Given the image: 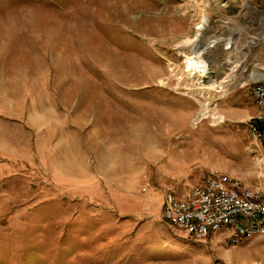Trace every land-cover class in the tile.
<instances>
[{"label":"rangeland","instance_id":"rangeland-1","mask_svg":"<svg viewBox=\"0 0 264 264\" xmlns=\"http://www.w3.org/2000/svg\"><path fill=\"white\" fill-rule=\"evenodd\" d=\"M243 3L0 0V264H264V235L162 217L166 187L213 171L264 184V20ZM204 11L224 39L200 76L183 42Z\"/></svg>","mask_w":264,"mask_h":264},{"label":"built area","instance_id":"built-area-1","mask_svg":"<svg viewBox=\"0 0 264 264\" xmlns=\"http://www.w3.org/2000/svg\"><path fill=\"white\" fill-rule=\"evenodd\" d=\"M256 2L250 3V11L262 12L260 19L264 20V0ZM236 4L222 6L237 8ZM251 93L258 111L249 126L255 142L264 145V82L254 83ZM162 217L195 239L220 233L232 244H239L257 234L264 235V184H248L228 173L213 171L182 194L174 185L166 187Z\"/></svg>","mask_w":264,"mask_h":264},{"label":"bare ground","instance_id":"bare-ground-1","mask_svg":"<svg viewBox=\"0 0 264 264\" xmlns=\"http://www.w3.org/2000/svg\"><path fill=\"white\" fill-rule=\"evenodd\" d=\"M243 6L246 4V0H243ZM256 13H254L255 15ZM197 29V35L192 38L189 37L184 40V44L189 45L192 43V55H184V61L187 66V70L191 72V74H199L200 76H205V74L208 71V61L205 59L204 54L212 51L218 43L223 41L222 36H216L212 33V31L208 30V17L207 13L205 11L201 14L199 22L196 25ZM263 35H259V37H264V32H262ZM198 39L197 44H195L194 40ZM224 47L226 51H229L232 48V39L231 37L225 38ZM195 44V45H194ZM231 61V57H229ZM228 63H226L227 65ZM225 65V66H226ZM264 77V73H261L259 76H254L255 79ZM203 117H206V113L201 112L197 118L198 121H200Z\"/></svg>","mask_w":264,"mask_h":264},{"label":"crops","instance_id":"crops-1","mask_svg":"<svg viewBox=\"0 0 264 264\" xmlns=\"http://www.w3.org/2000/svg\"><path fill=\"white\" fill-rule=\"evenodd\" d=\"M257 108H258V106H257ZM261 182V181H260ZM263 183V182H262Z\"/></svg>","mask_w":264,"mask_h":264}]
</instances>
